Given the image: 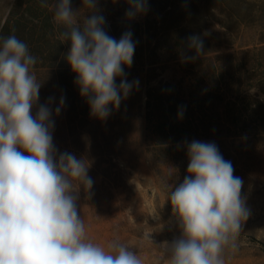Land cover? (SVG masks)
<instances>
[{"label":"clouds","instance_id":"clouds-1","mask_svg":"<svg viewBox=\"0 0 264 264\" xmlns=\"http://www.w3.org/2000/svg\"><path fill=\"white\" fill-rule=\"evenodd\" d=\"M81 3L73 10L71 0H40L63 29L60 40L70 43L65 58L80 95L91 115L104 121L138 88L139 81L129 82L124 71L133 64L136 44L130 31L119 40L108 35L99 0ZM126 3L129 20L148 10V0ZM188 41L195 55L182 61L204 55L200 36ZM36 59L14 34L0 38V264H142L119 241L106 250L86 239L77 205L81 190L91 195L90 162L67 151L57 154L52 98L36 107L42 86L32 70ZM63 105L62 97L56 115ZM187 155L188 174L168 195L181 235L159 247L168 264H225V249H237L250 214L241 195L243 181L215 143L193 140Z\"/></svg>","mask_w":264,"mask_h":264},{"label":"trees","instance_id":"trees-1","mask_svg":"<svg viewBox=\"0 0 264 264\" xmlns=\"http://www.w3.org/2000/svg\"><path fill=\"white\" fill-rule=\"evenodd\" d=\"M128 7L126 0H107L100 14L108 35L119 40L130 31L136 44L133 64L124 71L129 82L147 77L146 144L153 167H170L171 178L183 182L187 145L193 140L224 149L234 144L230 139L244 146L264 140V3L205 0L204 8L198 0H148L147 12L131 20L125 16ZM62 30L40 0H15L0 18V38L14 34L25 42L37 58L33 72L53 78L59 88L75 153L90 162L89 171L105 177L101 165L114 169L124 162L119 150L127 134L130 94L106 120L91 115L66 61L70 43L60 40ZM247 31L255 39L236 49L226 41ZM193 35L203 40L204 55L182 61L195 55L188 47ZM170 64L179 67L182 77L158 81Z\"/></svg>","mask_w":264,"mask_h":264},{"label":"rangeland","instance_id":"rangeland-1","mask_svg":"<svg viewBox=\"0 0 264 264\" xmlns=\"http://www.w3.org/2000/svg\"><path fill=\"white\" fill-rule=\"evenodd\" d=\"M14 1L0 0V18ZM252 1L264 3V0ZM106 2L99 0L100 11ZM198 2L205 8V0ZM71 6L73 10L80 9L81 0H71ZM84 11L81 12V18ZM215 29L222 30L218 26ZM253 39L255 33L247 31L241 36H230L226 41L235 43L236 49L239 44ZM159 73L158 81L179 80L182 77L175 64L163 67ZM34 74L38 82H42L36 107L48 103L49 98H52L53 144L57 154L67 151L79 159L69 138L62 108L58 115L55 114L62 98L59 88L53 78L45 75L41 78L37 73ZM137 80L138 88L132 90L128 103L127 134L121 139L123 144L119 150L124 162L114 169L101 165L105 177L96 170H88L94 182L91 195L89 197L81 190L77 209L84 220L88 241L106 250L113 241H119L135 251L142 264H168V254L159 245L181 235L168 195L182 182L171 178L172 168L153 167L146 144L147 77L141 75ZM228 142L234 144H229L225 149L219 146V152L231 162L234 175L242 179L241 195L246 200L250 214L237 237V249H225V264H264V140L253 139V145L250 146L242 145L240 139H230ZM156 170L160 171V176ZM159 225H163V228Z\"/></svg>","mask_w":264,"mask_h":264}]
</instances>
